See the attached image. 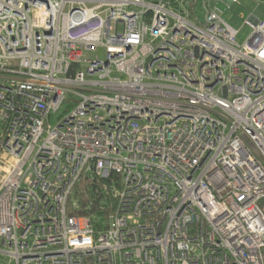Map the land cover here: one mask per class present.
I'll return each instance as SVG.
<instances>
[{
  "label": "built area",
  "instance_id": "1",
  "mask_svg": "<svg viewBox=\"0 0 264 264\" xmlns=\"http://www.w3.org/2000/svg\"><path fill=\"white\" fill-rule=\"evenodd\" d=\"M218 1L0 0L13 264H264V18L239 41Z\"/></svg>",
  "mask_w": 264,
  "mask_h": 264
},
{
  "label": "rangeland",
  "instance_id": "2",
  "mask_svg": "<svg viewBox=\"0 0 264 264\" xmlns=\"http://www.w3.org/2000/svg\"><path fill=\"white\" fill-rule=\"evenodd\" d=\"M217 5L223 11V17L238 30L239 41H244L252 31L251 26L244 23L251 12L259 18H264V0H241L240 5L235 4L231 8H228L227 4L220 0ZM96 54L103 57L105 49L98 47L96 51H91V55ZM61 112L62 109L52 116V123L56 122L57 116ZM0 264H13V262L6 253L0 252Z\"/></svg>",
  "mask_w": 264,
  "mask_h": 264
},
{
  "label": "trees",
  "instance_id": "3",
  "mask_svg": "<svg viewBox=\"0 0 264 264\" xmlns=\"http://www.w3.org/2000/svg\"><path fill=\"white\" fill-rule=\"evenodd\" d=\"M104 178H82L75 187L79 211L91 214L95 219L105 218L111 211L115 198L104 190ZM98 225V224H97Z\"/></svg>",
  "mask_w": 264,
  "mask_h": 264
}]
</instances>
